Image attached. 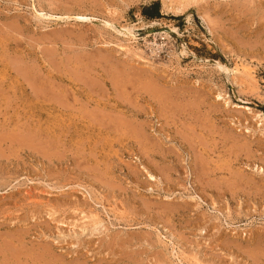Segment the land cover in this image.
<instances>
[{
  "label": "rangeland",
  "instance_id": "374dc122",
  "mask_svg": "<svg viewBox=\"0 0 264 264\" xmlns=\"http://www.w3.org/2000/svg\"><path fill=\"white\" fill-rule=\"evenodd\" d=\"M0 82V264H264V0H0Z\"/></svg>",
  "mask_w": 264,
  "mask_h": 264
},
{
  "label": "trees",
  "instance_id": "16d2710c",
  "mask_svg": "<svg viewBox=\"0 0 264 264\" xmlns=\"http://www.w3.org/2000/svg\"><path fill=\"white\" fill-rule=\"evenodd\" d=\"M159 3L153 2L149 6L142 8V14L147 18H157L159 17Z\"/></svg>",
  "mask_w": 264,
  "mask_h": 264
},
{
  "label": "bare ground",
  "instance_id": "6f19581e",
  "mask_svg": "<svg viewBox=\"0 0 264 264\" xmlns=\"http://www.w3.org/2000/svg\"><path fill=\"white\" fill-rule=\"evenodd\" d=\"M178 9V8H177ZM179 10V9H178ZM181 10V9H180ZM203 22H205V20H203ZM8 24V23H7ZM5 30H6V28H5ZM9 66V65H8ZM11 67V66H10ZM27 67V66H26ZM18 68V67H17ZM13 69V68H12ZM242 69V68H241ZM233 71V70H232ZM235 71H240V73L243 75V73H245V76H246V69H242V70H238L237 68H235ZM34 72V71H33ZM234 72V71H233ZM236 73V72H235ZM14 74V73H13ZM21 74V73H20ZM31 74V73H30ZM22 75V74H21ZM29 75V74H28ZM32 75V74H31ZM248 75V74H247ZM241 76V75H240ZM34 77V76H33ZM19 78V77H18ZM28 78V77H27ZM32 78V77H31ZM39 78V77H38ZM46 78V77H45ZM253 77H251V79H252ZM29 80V79H28ZM18 81V80H17ZM1 83V82H0ZM35 83V82H34ZM31 85V84H30ZM60 86V85H59ZM13 87V86H12ZM32 87V86H31ZM61 88V87H60ZM42 90V89H41ZM50 91V90H49ZM35 92H37L36 90H35ZM153 92V91H152ZM52 94V93H51ZM21 95V94H20ZM40 95V94H39ZM45 95V94H44ZM56 96V95H55ZM41 97H43V96H41ZM36 98V97H35ZM46 99V98H45ZM48 100V99H47ZM57 104V103H56ZM133 127V126H132ZM132 129V128H131ZM8 144V143H7ZM5 146V145H4ZM197 173V172H196ZM94 229V228H93ZM9 251V250H8Z\"/></svg>",
  "mask_w": 264,
  "mask_h": 264
}]
</instances>
